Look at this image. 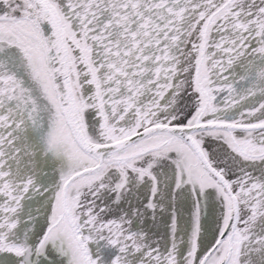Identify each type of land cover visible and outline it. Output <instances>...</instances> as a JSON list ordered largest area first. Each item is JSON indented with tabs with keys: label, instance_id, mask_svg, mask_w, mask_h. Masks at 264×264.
<instances>
[{
	"label": "snow or ice",
	"instance_id": "1",
	"mask_svg": "<svg viewBox=\"0 0 264 264\" xmlns=\"http://www.w3.org/2000/svg\"><path fill=\"white\" fill-rule=\"evenodd\" d=\"M0 264H264V0H0Z\"/></svg>",
	"mask_w": 264,
	"mask_h": 264
}]
</instances>
